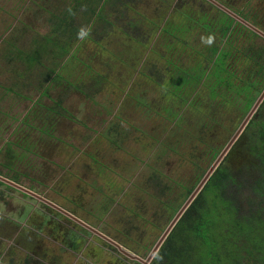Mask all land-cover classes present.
I'll return each instance as SVG.
<instances>
[{
    "label": "rangeland",
    "instance_id": "1",
    "mask_svg": "<svg viewBox=\"0 0 264 264\" xmlns=\"http://www.w3.org/2000/svg\"><path fill=\"white\" fill-rule=\"evenodd\" d=\"M75 1L0 0V98L4 99V89L11 88L10 91L19 92L28 99L39 95L38 106L42 99L44 104H50V100L65 94L62 112L51 120L54 125L50 136L42 134L37 138L34 131L50 128L49 123L27 114L30 104L26 102L27 106L22 110L21 102L16 104V98L9 96L8 92L0 108L3 111L6 109L12 120L7 129L0 126V169L5 144L14 143L19 135L26 138L22 134L24 130L33 131L26 138L27 146H35L31 147L33 152L17 149L25 153L18 169L23 174L20 176L23 185L28 187L30 182L40 181L42 185L34 184L38 195L59 207L72 210L78 217L99 225L102 230L113 227L118 231L131 227L128 239L117 237V240L138 246V255L124 246L121 248L145 260L172 220L168 210L160 206L158 188L153 181L162 180L173 190L176 181L190 178L192 164L187 160V153L184 157L180 156V149L184 147L182 142L189 131L197 130L187 125L188 133H182L185 137L178 135L180 132L174 129L170 114L181 108L173 100L164 98L161 88L157 89L147 76L155 67L159 82L170 83L173 69L166 66L167 62L189 67L193 60L188 52L190 50L182 48H177L175 57L172 56L174 51L165 45L170 42V37L160 34L159 24L178 12L196 15L199 8L208 6L205 0H103L96 4L98 12L102 9L92 20L86 16L83 7H76L73 25L78 32L66 56L68 61L60 66L58 73L79 91L68 88L62 93L61 85L54 87V90L58 87L57 92L52 93V90L45 97L44 89L41 90L38 85L43 82L37 76L38 68L28 70L15 57L10 61L15 59L18 64L7 62L5 49L11 41L19 50L28 53L35 38L49 33V14L64 11ZM212 1L218 5H233L231 7L238 11L246 0ZM151 22L159 28L156 30ZM197 34L195 48L199 50L203 34L192 32L194 36ZM168 108L171 109L169 113ZM24 111L26 117L23 116ZM232 113L228 115L233 124L226 127V139L221 140L223 136L219 135L212 143L220 145L218 150L224 147L245 117ZM12 129L16 132L12 133ZM160 135L162 138H159ZM177 137L182 139L175 144ZM157 139L162 142L154 147L156 144L152 142ZM194 156L198 155L194 153ZM196 165L200 171L209 166L206 159ZM6 186H0V264H22L26 254H31L43 264L115 262L112 254L115 251L103 248L102 243L100 247L104 252L97 256L91 251L93 257L87 250L80 251L85 241L69 247L72 240L73 244L77 240L69 232L71 227H75L74 223H68L64 215L62 219L56 210L37 198ZM184 192L178 199L180 205L186 201L182 199ZM168 195L169 192H164L163 198ZM233 196L236 207L241 214H245L252 205L247 202L244 191L242 194L236 191ZM105 199L119 205L111 209V217L109 213L105 216L104 212L108 209ZM81 204L85 205L82 209ZM129 206L136 207L139 220L132 221L126 215L124 209ZM111 234L116 236L113 232ZM6 241L11 243L6 244ZM13 242L16 246L11 245ZM42 255L44 259L40 257ZM80 255L83 259L79 258Z\"/></svg>",
    "mask_w": 264,
    "mask_h": 264
},
{
    "label": "trees",
    "instance_id": "2",
    "mask_svg": "<svg viewBox=\"0 0 264 264\" xmlns=\"http://www.w3.org/2000/svg\"><path fill=\"white\" fill-rule=\"evenodd\" d=\"M101 1L103 0H77L72 7L64 11L57 14L50 13L49 33L41 38L40 36L35 38L34 45L28 53L19 50L15 43L8 41L4 54L7 62L17 63L15 59L10 61L15 57L28 70L38 68L37 76L43 79L38 85L41 90L44 89L45 97H48L52 90V93L57 92L58 87L55 90L54 87L61 85L62 93L68 88L79 91L72 83H68L58 70H61L60 66L68 61L66 56L78 32V28L73 25L74 10L76 7H83L86 16L92 20L102 9L100 8L98 12L96 7ZM205 2L208 7L199 8L196 15L178 12L174 16L169 15L170 17L163 19L159 24L160 34L170 37L168 40L170 42H166L165 45L166 48L174 51L172 56L175 57L177 48L190 50L188 52L193 59L192 64L189 67H181L180 64L167 62L166 66L173 69L171 71L173 80L170 83L159 82V77H156L158 72L154 71L155 67L152 70L150 68L151 73L147 75L157 89L161 88L160 92L164 98L173 100L178 103V108H181L170 114L174 120V129L180 132L178 135L185 137L182 133H188L187 125L193 126V130L197 128L196 132L189 131L186 136V139L196 144L203 143L204 140L213 143L219 135L223 136L221 140H225L228 135L226 127L233 124V121H229L228 115L235 112L243 118L264 90V38L262 39L241 21L210 4L209 1L205 0ZM221 6L264 34V0H246L238 11L232 8L233 5L223 3ZM97 17L105 20L103 17ZM152 25L156 30L159 28L157 24L152 23ZM193 31L203 34L201 36L203 40L199 37L202 40V47L199 50L195 48L198 34L192 35ZM43 60L45 64H42ZM10 90L12 89H4L6 94L4 99L0 98V103L5 102L8 92L14 93V97L19 95V92ZM64 95L59 94L57 99L50 100V104H44L42 99L40 105L37 106L38 101H36L31 109L27 108V114L34 118L37 116L49 123L50 128L34 131L37 133V138L42 134L50 136L51 127L54 125L51 120L53 117L55 120L62 112ZM167 112H171V109L168 108ZM7 120H9L8 124H6ZM11 120L6 109L3 111L0 108V126L7 129ZM30 132L33 131L24 130L22 134L28 138ZM244 136L248 137L249 147L243 142L246 138L242 139V142L239 140L233 145L230 155L235 148L243 156L244 153L249 152L252 163L243 164L240 156L238 168L239 172L243 168L247 169L248 175L252 174V180L250 178V182H246L240 173L238 178H234L225 166H219L175 224L150 264H264V206H261L264 205V100L258 107L256 115L250 120ZM18 137L20 138L14 140V143L5 144L0 176L38 193L34 184L38 186L42 183L34 180L25 187L20 180L23 174L18 170L25 154L23 151L32 153L31 147L35 148V146L33 144L27 146L28 140L26 142V138L22 135ZM159 138L162 136L160 135ZM178 139V137L174 139L175 144H178L177 142L182 138ZM161 142L157 139L152 143L156 144L154 146L156 147ZM210 145L212 144H206L207 149L212 148ZM180 150V156L184 157L185 147ZM233 156L234 153L232 158ZM196 164L191 165L193 172L190 178L176 181L173 190L162 180L153 181L158 188L156 191L159 193L160 206L168 210V215L172 218L182 206L178 202L181 194L185 191L182 199H187L203 176L204 171H200ZM2 184L0 181V185ZM230 185L238 188L241 194L244 191L247 202L252 205L245 214H241L240 209L236 207L235 196L228 193ZM164 192H169L170 195L163 198ZM105 201L108 202L106 206L108 209L119 206L111 199ZM135 208L129 206L128 209H124L132 221L139 220V212ZM108 209L104 213H109L111 217L112 212H107ZM118 231L115 232L116 236ZM130 231H132L131 227L122 228L119 231L121 234L118 235L128 239ZM110 237L121 246L139 254L136 248L138 246L126 244L124 241L119 242L115 237ZM103 243L107 246L106 242ZM93 245V243L89 245V252L94 251L95 254L102 252L100 247H92ZM113 259L115 262L112 264L131 263L121 255ZM21 263L43 264L28 256H25Z\"/></svg>",
    "mask_w": 264,
    "mask_h": 264
},
{
    "label": "flooded vegetation",
    "instance_id": "3",
    "mask_svg": "<svg viewBox=\"0 0 264 264\" xmlns=\"http://www.w3.org/2000/svg\"><path fill=\"white\" fill-rule=\"evenodd\" d=\"M262 93V92H261ZM260 93V94H261ZM260 94H259V96H260ZM258 96V97H259ZM257 97V98H258ZM257 100V99H256ZM255 100V101H256ZM255 103V102H254ZM253 103V104H254ZM262 103V102H261ZM253 104H252V106H253ZM251 106V107H252ZM260 106V105H259ZM258 106V107H259ZM251 109V108H250ZM249 109V110H250ZM258 109V108H257ZM249 112V111H248ZM247 112V113H248ZM256 112H257V110L255 111V113L252 115V117L250 118V120L256 115ZM247 113L245 114V116L247 115ZM245 118V117H244ZM244 118L242 119V121L244 120ZM250 120L248 121V123L244 126V128H243V130H242V132L240 133V135L237 137V139H236V141H234L233 142V144L230 146V148L228 149V151H227V153L222 157V159H221V161L219 162V164L217 165V167L215 168V170L211 173V175H210V177L212 176V174L216 171V169L219 167V166H225L226 168H227V170H228V172H229V174L231 175V176H233L234 178L236 177V178H238V174L240 173L241 175H242V177L245 179V181L246 182H250V178H251V180H252V174L250 175H248V170L246 169H244L243 168V170L242 171H240L239 172V168H238V165H239V157L241 156V159H242V163L243 164H250V163H252V157H251V155L249 154V152H246V153H244V156H243V154L239 151V150H237V148H235L234 149V151H232V154L230 155V152H231V150H232V147H233V145H235L237 142H239V140H241V142L244 140V138H246L245 140L246 141H243V142H245L247 145H248V147H249V145H250V142H249V140L247 139L248 137L247 136H244V133H245V131L247 130V127H248V125H249V122H250ZM242 121L240 122V124L242 123ZM240 124H239V126H240ZM238 126V127H239ZM238 127H237V129H238ZM205 128H206V126H205ZM236 129V130H237ZM236 130L234 131V133L236 132ZM233 133V134H234ZM232 134V135H233ZM230 137H232V136H230ZM243 139V140H242ZM230 140V139H229ZM228 140V141H229ZM228 141L226 142V144L228 143ZM205 143V144H204ZM207 143H209V144H212L211 142H208V141H206V140H204L203 141V143H200V144H196L195 142H193V141H191L190 139H186V140H184L183 141V146L185 147V150H184V152L185 153H187V156H188V162L190 163V164H196L197 162H200V161H202V162H204L205 161V159L207 160V163L209 164V166H208V168L203 172V176L205 175V173L207 172V170L210 168V166L214 163V161L216 160V158L218 157V155L221 153V151L223 150V148L226 146V144L224 145V147L222 148H219V150H218V146H220L219 144H213V145H210V146H212V148L211 149H207V147H206V144ZM199 146V148H198V146ZM196 153V155H198V156H194V153ZM199 153V154H198ZM233 153H234V156H233V158H232V155H233ZM213 155H214V157H213ZM194 159V160H193ZM192 170H193V168H192ZM247 173V174H246ZM202 176V177H203ZM202 177H201V179H202ZM209 177V178H210ZM208 178V179H209ZM200 179V180H201ZM200 182V181H199ZM198 182V183H199ZM206 184V183H205ZM197 186V185H196ZM195 186V187H196ZM204 187V186H203ZM195 189V188H194ZM193 189V190H194ZM230 190H231V192H230ZM228 193L229 194H234L236 191H239V189L238 188H235V186L233 187V185H230L229 186V188H228ZM34 193V192H33ZM200 193V192H199ZM198 193V194H199ZM25 194V193H24ZM34 194H36L37 196H39V197H41L40 195H38L39 193H34ZM191 194V193H190ZM197 194V195H198ZM240 195V194H239ZM41 198H43V197H41ZM196 198V197H195ZM45 199V198H44ZM47 201H49V200H47ZM50 202V201H49ZM52 203V202H51ZM83 203V202H82ZM45 204V203H44ZM54 204V203H53ZM45 205H47V204H45ZM54 205H56V204H54ZM48 206V205H47ZM56 206H58V205H56ZM59 207V206H58ZM85 207V205L84 204H81V206H80V209H82V208H84ZM49 208H52V207H50L49 206ZM62 211H65V212H67L70 216H72L73 218H75L76 220H78L80 223H78L77 221H74V220H72L71 218H69L68 216H66V215H64L61 211H58V210H56V209H54V208H52V209H54V210H56L57 212H58V214L60 215V217L63 219V217H62V215H64L65 216V218L67 219V222L68 223H74V226L75 227H71L70 228V230H69V232L72 234V235H74V238H76L77 240H76V243L75 244H73V242H74V240H72V243H70L69 244V247L71 246H75V245H77V244H79V241H81V243L83 242V241H85V244L83 245V247L80 249V251L81 252H83V250H87V253L88 254H90V256L91 257H93L92 256V254L88 251L89 249H90V247H89V245L90 244H94L92 247H100L101 246V244L100 243H102V244H104L103 243V241L104 242H106L107 243V246H105V245H102L103 246V248H104V246L106 247V249H109V250H113V251H115V253H112L113 254V258H117V257H120V255L121 256H123V257H125V258H127L131 263L130 264H142L141 262H139L138 260H135V259H131V258H129V257H127V256H125L113 243H116V244H118V245H120L117 241H115V240H113L110 236H112V237H114V235H112L111 234V232H113V233H115L116 232V229L115 228H113V227H111V228H108V230H102V229H100L101 227H99V225H96L95 223H91L90 224V222H88V221H86L85 219H82V218H80V217H78L72 210H68L67 208L65 209L64 207L62 208L61 206L59 207ZM65 209V210H64ZM111 209L112 208H110L109 207V209L107 210V212H110L111 211ZM22 214H20V216H21ZM105 216H106V213H105ZM25 218H26V216L23 218L24 220H25ZM26 221L27 220H25L24 222L26 223ZM122 229V228H121ZM120 229V230H121ZM119 230V231H120ZM94 231V232H93ZM103 231V232H102ZM118 231V234L120 235L121 234V232H119ZM106 234H105V233ZM96 233H98V234H96ZM92 236H91V235ZM103 236V237H105V238H107L108 240H110V241H112L113 243H110V242H108L107 240H105V239H103L101 236ZM116 234V233H115ZM117 234V236H115V238L117 239V237L118 238H120V236ZM87 235L88 236H90V237H92V239H89L90 237H87ZM110 235V236H109ZM66 237V236H65ZM121 237H122V235H121ZM68 239V238H67ZM69 240V239H68ZM11 243V242H10ZM55 243L57 244L58 243V241H57V239L55 240ZM11 245H14V246H16V244H15V242H13ZM39 246V245H38ZM121 246V245H120ZM39 249H40V247H39ZM69 251L68 252H70V248H67ZM102 248L100 247V250H101ZM124 250H126L125 248H123ZM127 252H129L128 250H126ZM102 252H104L103 251V249H102ZM98 253H101V251H99ZM98 253L97 254H95V255H97L98 256ZM107 253H108V255H109V252L107 251ZM130 253V252H129ZM111 254V255H112ZM130 254H132V253H130ZM44 256H45V254H43ZM40 256L42 259H44V256ZM133 255H135V254H133ZM156 255V254H155ZM25 256H28V257H32L33 259H35L31 254H26ZM24 256V257H25ZM137 256V255H136ZM82 256L80 255L79 256V258H81ZM154 258V257H153ZM24 259V258H23ZM81 259H83V258H81ZM152 261V260H151ZM151 261L148 263V264H150L151 263Z\"/></svg>",
    "mask_w": 264,
    "mask_h": 264
},
{
    "label": "water",
    "instance_id": "4",
    "mask_svg": "<svg viewBox=\"0 0 264 264\" xmlns=\"http://www.w3.org/2000/svg\"><path fill=\"white\" fill-rule=\"evenodd\" d=\"M213 4H216L214 1L212 0H208ZM216 6H218V8H220L222 11L226 12L227 14H229L230 16L234 17L235 19L241 21L245 26H247L248 28H250L251 30H253L254 32H256L257 34L261 35L264 37V34L257 30L256 28L252 27L251 25L245 23L244 21L240 20L238 17H236L235 15L231 14L227 9H225L223 6L216 4ZM262 100H264V90L262 91V93L260 94V96L257 98V100L255 101V103L253 104V106L251 107V109L249 110V112L247 113V115L245 116L244 120L242 121V123L240 124V126L238 127V129L236 130V132L232 135V137L230 138V140L228 141V143L226 144V146L223 148V150L221 151V153L218 155V157L216 158V160L214 161V163L210 166V168L207 170V172L205 173V175L202 177V179L200 180V182L197 184V186L195 187V189L191 192V194L188 196V198L186 199V201L183 203V205L179 208V210L176 212V214L174 215V217L172 218V220L170 221V223L168 224V226L166 227V229L164 230V232L162 233V235L159 237V239L155 242L154 246L152 247L150 253L148 254V256L146 257V259H141L136 255L130 254L129 252H127L126 250L122 249L120 245L113 243L112 241L108 240L107 238L100 236L107 240L110 243H113L125 256L131 258V259H135L138 260L139 262H141L142 264H148L153 257L155 256V254L157 253V251L159 250L160 246L162 245V243L165 241V239L167 238V236L169 235V233L171 232V230L174 228L175 224L178 222V220L181 218V216L183 215V213L185 212V210L190 206V204L192 203V201L195 199V197L197 196V194L201 191V189L203 188V186L205 185V183L207 182L208 178L210 177L211 173L215 170V168L217 167V165L219 164V162L221 161L222 157L227 153L228 149L230 148V146L233 144L234 141H236L237 137L240 135V133L242 132L244 126L248 123V121L250 120V118L252 117V115L255 113V111L257 110L258 106L260 105V103L262 102ZM0 181L5 183L8 186L14 187L20 191H22L23 193L33 196L35 198H37L38 200H40L41 202L47 204L48 206L61 211L64 215L68 216L69 218H71L74 221H77L78 223H80L78 220H76L75 218H73L72 216H70L67 212L62 211L58 206L54 205L53 203L47 201L44 198H41L39 196H37L36 194H34L33 192H31L30 190L6 179L0 176ZM94 232V231H93ZM98 234V233H96Z\"/></svg>",
    "mask_w": 264,
    "mask_h": 264
},
{
    "label": "crops",
    "instance_id": "5",
    "mask_svg": "<svg viewBox=\"0 0 264 264\" xmlns=\"http://www.w3.org/2000/svg\"><path fill=\"white\" fill-rule=\"evenodd\" d=\"M14 93H9V96H13L14 97V95H13ZM16 97V104L18 103V102H21V106H22V110H23V108L24 107H26L27 106V104H26V102H28L30 105H29V108L28 109H31V107H32V105H35V103H36V101H38L39 99H40V96L39 95H36L35 96V98H27L26 96H23L22 94H19L18 96L17 95H15ZM7 97V96H6ZM8 105V104H7ZM7 105H6V107H7ZM16 106V105H15ZM25 111H24V114H23V116L25 115ZM13 131H14V129H12V133H13ZM0 150H1V146H0ZM1 153V152H0ZM3 183V182H2ZM3 186H5V187H7L6 186V184L5 183H3L2 184ZM2 185H0V186H2ZM4 219H6V218H4ZM7 222V221H6ZM0 238H1V236H0ZM6 244H10V242L9 241H6Z\"/></svg>",
    "mask_w": 264,
    "mask_h": 264
},
{
    "label": "snow or ice",
    "instance_id": "6",
    "mask_svg": "<svg viewBox=\"0 0 264 264\" xmlns=\"http://www.w3.org/2000/svg\"><path fill=\"white\" fill-rule=\"evenodd\" d=\"M81 35H84V33H81Z\"/></svg>",
    "mask_w": 264,
    "mask_h": 264
}]
</instances>
